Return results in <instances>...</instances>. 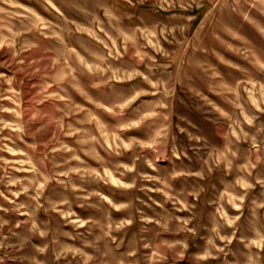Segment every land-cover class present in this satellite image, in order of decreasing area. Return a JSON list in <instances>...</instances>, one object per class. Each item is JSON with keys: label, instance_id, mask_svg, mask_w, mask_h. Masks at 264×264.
<instances>
[{"label": "rangeland", "instance_id": "374dc122", "mask_svg": "<svg viewBox=\"0 0 264 264\" xmlns=\"http://www.w3.org/2000/svg\"><path fill=\"white\" fill-rule=\"evenodd\" d=\"M0 264H264V0H0Z\"/></svg>", "mask_w": 264, "mask_h": 264}]
</instances>
